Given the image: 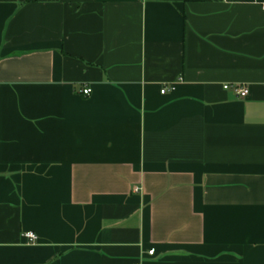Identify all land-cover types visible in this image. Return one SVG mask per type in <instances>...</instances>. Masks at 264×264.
I'll return each instance as SVG.
<instances>
[{
  "label": "crops",
  "instance_id": "1",
  "mask_svg": "<svg viewBox=\"0 0 264 264\" xmlns=\"http://www.w3.org/2000/svg\"><path fill=\"white\" fill-rule=\"evenodd\" d=\"M0 264H264V0H0Z\"/></svg>",
  "mask_w": 264,
  "mask_h": 264
},
{
  "label": "built area",
  "instance_id": "2",
  "mask_svg": "<svg viewBox=\"0 0 264 264\" xmlns=\"http://www.w3.org/2000/svg\"><path fill=\"white\" fill-rule=\"evenodd\" d=\"M173 88V87H172ZM224 88H232L234 92L239 96V97H247L250 93V88L246 84H225ZM169 89L168 86H165L161 92L165 93L166 90ZM81 92L87 96H89L92 93V88L90 86H87L81 90ZM139 188H136L138 190ZM25 237H27L30 241H34L38 238L37 234L35 232L29 231L25 233ZM155 252V249L149 250V253L153 255Z\"/></svg>",
  "mask_w": 264,
  "mask_h": 264
}]
</instances>
